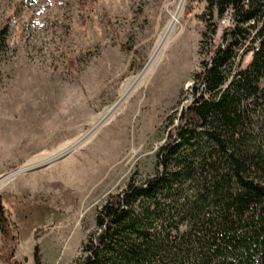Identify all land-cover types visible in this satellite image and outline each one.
Wrapping results in <instances>:
<instances>
[{
  "label": "rangeland",
  "instance_id": "1",
  "mask_svg": "<svg viewBox=\"0 0 264 264\" xmlns=\"http://www.w3.org/2000/svg\"><path fill=\"white\" fill-rule=\"evenodd\" d=\"M205 5L0 0V194L20 264L35 246L40 264H70L108 195L154 173L191 102Z\"/></svg>",
  "mask_w": 264,
  "mask_h": 264
},
{
  "label": "trees",
  "instance_id": "2",
  "mask_svg": "<svg viewBox=\"0 0 264 264\" xmlns=\"http://www.w3.org/2000/svg\"><path fill=\"white\" fill-rule=\"evenodd\" d=\"M203 1L191 102L168 117L154 173L108 195L70 264H264V0ZM5 196L0 261L20 264Z\"/></svg>",
  "mask_w": 264,
  "mask_h": 264
},
{
  "label": "bare ground",
  "instance_id": "3",
  "mask_svg": "<svg viewBox=\"0 0 264 264\" xmlns=\"http://www.w3.org/2000/svg\"><path fill=\"white\" fill-rule=\"evenodd\" d=\"M181 4V3H180ZM181 7V6H180ZM175 17V16H174ZM172 20V19H171ZM175 20L173 19L171 22H169V24H168V28H167V30H169V29H171V28H173V26H174V24H175V22H174ZM111 111V109H108V110H106L105 112H104V114H108L109 112Z\"/></svg>",
  "mask_w": 264,
  "mask_h": 264
}]
</instances>
